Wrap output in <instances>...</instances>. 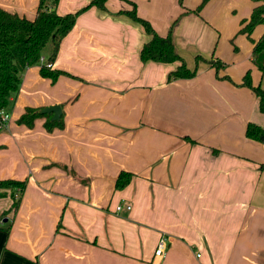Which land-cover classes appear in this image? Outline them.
I'll use <instances>...</instances> for the list:
<instances>
[{
  "label": "crops",
  "instance_id": "1",
  "mask_svg": "<svg viewBox=\"0 0 264 264\" xmlns=\"http://www.w3.org/2000/svg\"><path fill=\"white\" fill-rule=\"evenodd\" d=\"M39 0H0L34 18ZM162 36L202 0H108L77 17L52 69L30 67L0 124V180H26L19 208L0 196V264H264V128L260 98L243 85L254 43L239 33L252 0H210L173 34L192 78L168 80L178 62L141 59L151 39L124 11ZM91 0H59L61 14ZM264 25L252 35L258 40ZM59 105L64 126L18 122L27 107ZM53 117V113H50ZM59 119V120H60ZM122 171L134 177L116 189ZM125 206L117 212V206ZM130 205L131 209L126 206ZM10 227L9 232L6 228ZM169 238L163 256L155 250Z\"/></svg>",
  "mask_w": 264,
  "mask_h": 264
},
{
  "label": "trees",
  "instance_id": "2",
  "mask_svg": "<svg viewBox=\"0 0 264 264\" xmlns=\"http://www.w3.org/2000/svg\"><path fill=\"white\" fill-rule=\"evenodd\" d=\"M59 0H39L34 18H28L17 12L9 11L0 6V117L3 111L9 112L14 103V99L20 92L24 73L34 66L40 67V74L55 82L61 75L67 74L66 71L52 69L41 62V57L45 56L48 62L54 63L59 54L63 39L74 28L77 17L80 13L92 6L101 9L106 7L108 0H91L89 4L76 12L61 14L57 11ZM210 0H202L196 9H187L184 14L177 18L171 25L167 35H160L152 23L138 15L134 2L132 10L124 11L134 21L140 23L151 39L146 42L141 49V59L155 61L159 63H175L179 65L176 69L169 72L168 80L192 78L197 74L196 69H190L184 58L176 49L174 41V28L183 15L188 13L199 14L202 8ZM254 6L248 19L242 21V28L239 33L246 34L254 43L253 61L264 72V33L255 40L252 35L255 29L264 25V0H252ZM46 50H48L46 52ZM243 85L251 88L260 98V110L264 112V89L261 85L255 86L252 81L251 72L248 71L244 76ZM40 108L27 107L18 119V122L29 128L35 126L38 118L45 117L44 127L52 131L56 127L64 126L63 118L52 120L51 114H43ZM246 135L254 140L264 142V128L256 123H249ZM134 174L122 171L117 177L116 189L126 188L132 181ZM0 187L12 189L13 205L12 208L3 212L6 216L12 211H16L21 203L22 196L27 187L26 180L13 178L0 180ZM6 193L0 194L4 196ZM11 226L6 228L9 232Z\"/></svg>",
  "mask_w": 264,
  "mask_h": 264
},
{
  "label": "built area",
  "instance_id": "3",
  "mask_svg": "<svg viewBox=\"0 0 264 264\" xmlns=\"http://www.w3.org/2000/svg\"><path fill=\"white\" fill-rule=\"evenodd\" d=\"M41 62L42 63H45L47 67L49 68H53V63L52 62H48L47 61V58L45 56H42L41 57ZM10 113L9 112H6V111H3L1 113V117H0V124H4L6 125L9 120H10ZM124 204L123 203H120L118 206H117V212H120L123 208H124ZM127 209H131V206L130 205H127L126 206ZM169 246V238L166 234H162L161 237L159 238V241H158V244H157V247H156V250H155V255L156 256H163L166 252V249L168 248Z\"/></svg>",
  "mask_w": 264,
  "mask_h": 264
},
{
  "label": "water",
  "instance_id": "4",
  "mask_svg": "<svg viewBox=\"0 0 264 264\" xmlns=\"http://www.w3.org/2000/svg\"><path fill=\"white\" fill-rule=\"evenodd\" d=\"M43 114H50L53 113L52 120H59L62 114V109L59 105H52L40 110Z\"/></svg>",
  "mask_w": 264,
  "mask_h": 264
},
{
  "label": "rangeland",
  "instance_id": "5",
  "mask_svg": "<svg viewBox=\"0 0 264 264\" xmlns=\"http://www.w3.org/2000/svg\"><path fill=\"white\" fill-rule=\"evenodd\" d=\"M27 15V17H30V16H28V14H26ZM48 50H46V52H47ZM9 111V113H10V111H12V106L10 107V110H8ZM10 115H11V113H10ZM6 190H10L11 191V193H12V189L11 188H6V187H0V194H3V193H6L5 191Z\"/></svg>",
  "mask_w": 264,
  "mask_h": 264
}]
</instances>
